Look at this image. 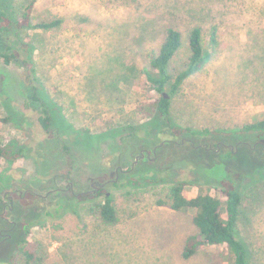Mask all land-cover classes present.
Returning <instances> with one entry per match:
<instances>
[{"label":"rangeland","instance_id":"1","mask_svg":"<svg viewBox=\"0 0 264 264\" xmlns=\"http://www.w3.org/2000/svg\"><path fill=\"white\" fill-rule=\"evenodd\" d=\"M29 3L33 24L60 23L0 34V52L13 56L8 65L0 58V143L24 150L11 162L0 157V264H26L19 247L33 255L29 264H230L221 246L205 245L181 259L186 238L196 233L191 214L157 205L177 182L185 183L187 196L222 200L220 182L229 176L242 177L236 232L253 264H264V132L237 134L264 119V0L0 5L19 19ZM193 27L202 32L204 65L169 98L173 131L156 117L158 95L145 72L167 28L181 33L182 47L170 63L181 68ZM41 104L54 117L50 132L39 124ZM62 120L72 129L62 132ZM77 134L105 138L80 136L77 143ZM104 183H115L108 187L114 226L88 213L91 202H84L77 215L32 224L19 244L26 219L56 196L82 198Z\"/></svg>","mask_w":264,"mask_h":264},{"label":"trees","instance_id":"2","mask_svg":"<svg viewBox=\"0 0 264 264\" xmlns=\"http://www.w3.org/2000/svg\"><path fill=\"white\" fill-rule=\"evenodd\" d=\"M1 2V0H0ZM32 3H29L23 10V14L19 19L8 15L5 10V5H0V34L9 36L15 30L27 28L33 30L48 31L59 25L58 20L41 22L33 24L30 20ZM187 44L189 56L187 61L183 63L181 68H172L170 66L172 58L182 47L181 33L174 28H167L165 36L158 49V52L151 56L149 60L150 70L145 72L147 81L151 84L152 90L158 95L154 103L157 119L169 126L173 130L169 109L170 100L181 83L189 76L198 72L204 65L203 57V38L199 27H193L187 36ZM26 59L24 64L30 66L32 64L31 53L29 49H25ZM0 58L3 59L4 64L8 65L13 56L7 52H0ZM30 73L33 75V68L30 67ZM166 96V97H165ZM35 100H39L35 97ZM39 124L44 131L50 132L53 126L51 113L46 109L44 104L40 105ZM153 124L145 128L150 131ZM59 129L62 132L71 130V126L66 124L64 120L60 121ZM177 129V128H176ZM174 131V130H173ZM177 131H180L177 129ZM182 132V131H180ZM190 132L189 129H183V133ZM264 132V119L247 123L242 125L237 134H256ZM207 131L191 132L192 135H203ZM60 136V135H58ZM82 138H105L103 136H88L77 134L74 139L79 143ZM64 142V141H63ZM62 143V149L66 154L71 150L67 144ZM106 144V143H105ZM109 144V143H108ZM71 155V153H70ZM23 148H15L14 143L10 142L7 145L0 143V157L5 158L8 162L15 158L23 157ZM242 177H226L224 181L220 182L222 185V200L213 197L209 194H197L196 196L185 195V183L177 182L167 188L166 202L157 201L158 206L165 205L170 210L178 213H190L191 222L196 229L194 235L186 238L182 251L181 259L187 260L191 258L196 251L202 246H221L225 249L229 256L230 264H253V258L248 246L238 236L236 232V225L240 215L241 193L240 184ZM115 183H104L98 187L97 191L92 194H85L84 197H72L65 199L63 195L55 197L52 205H48L46 210L41 209L39 214H34L35 218H27L22 226L23 238L19 244H24L29 235V228L32 224H37L41 220L47 219H61L65 214L77 215L78 206L84 202H91L88 206V213L96 214L101 223L105 226H114L117 221V213L113 205V198L108 193V187L114 186ZM101 197L100 201H95ZM18 251L22 253L26 264L33 260V255L19 247ZM17 264V263H8Z\"/></svg>","mask_w":264,"mask_h":264},{"label":"flooded vegetation","instance_id":"3","mask_svg":"<svg viewBox=\"0 0 264 264\" xmlns=\"http://www.w3.org/2000/svg\"><path fill=\"white\" fill-rule=\"evenodd\" d=\"M98 187H100L99 184H98L97 187L94 189L93 193H95V192L97 191ZM68 189H69V187H68ZM81 194L85 195L86 193L84 192V193H81ZM77 197H78V196H77ZM79 197H81V196H79ZM10 206H11V203H10ZM9 210H10V207H9ZM0 235H2L1 231H0Z\"/></svg>","mask_w":264,"mask_h":264},{"label":"water","instance_id":"4","mask_svg":"<svg viewBox=\"0 0 264 264\" xmlns=\"http://www.w3.org/2000/svg\"><path fill=\"white\" fill-rule=\"evenodd\" d=\"M166 97V96H165Z\"/></svg>","mask_w":264,"mask_h":264}]
</instances>
